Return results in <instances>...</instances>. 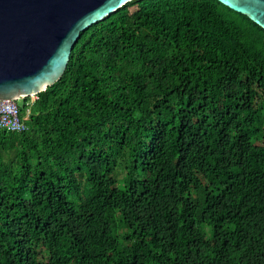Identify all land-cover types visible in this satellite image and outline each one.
<instances>
[{
    "label": "trees",
    "instance_id": "16d2710c",
    "mask_svg": "<svg viewBox=\"0 0 264 264\" xmlns=\"http://www.w3.org/2000/svg\"><path fill=\"white\" fill-rule=\"evenodd\" d=\"M20 116L0 132V264H264V30L247 17L132 1Z\"/></svg>",
    "mask_w": 264,
    "mask_h": 264
},
{
    "label": "water",
    "instance_id": "95a60500",
    "mask_svg": "<svg viewBox=\"0 0 264 264\" xmlns=\"http://www.w3.org/2000/svg\"><path fill=\"white\" fill-rule=\"evenodd\" d=\"M132 1L0 0V100L54 85L80 34ZM216 1L264 30V0Z\"/></svg>",
    "mask_w": 264,
    "mask_h": 264
},
{
    "label": "built area",
    "instance_id": "2783aa9c",
    "mask_svg": "<svg viewBox=\"0 0 264 264\" xmlns=\"http://www.w3.org/2000/svg\"><path fill=\"white\" fill-rule=\"evenodd\" d=\"M34 100L36 96H33ZM23 99V98H22ZM33 101V100H32ZM31 102L25 103L28 107ZM27 118H21L20 106L14 100H0V132L21 133L27 130L23 121Z\"/></svg>",
    "mask_w": 264,
    "mask_h": 264
},
{
    "label": "rangeland",
    "instance_id": "374dc122",
    "mask_svg": "<svg viewBox=\"0 0 264 264\" xmlns=\"http://www.w3.org/2000/svg\"><path fill=\"white\" fill-rule=\"evenodd\" d=\"M30 99H31V100H34V97H30ZM17 103H18L19 106H22V104H23V99H19V100L17 101Z\"/></svg>",
    "mask_w": 264,
    "mask_h": 264
},
{
    "label": "clouds",
    "instance_id": "9594fccd",
    "mask_svg": "<svg viewBox=\"0 0 264 264\" xmlns=\"http://www.w3.org/2000/svg\"><path fill=\"white\" fill-rule=\"evenodd\" d=\"M28 98H30V97H28ZM20 99H22V98H20ZM23 99H25V98H23ZM18 101V100H17ZM22 106H20V108H21Z\"/></svg>",
    "mask_w": 264,
    "mask_h": 264
}]
</instances>
